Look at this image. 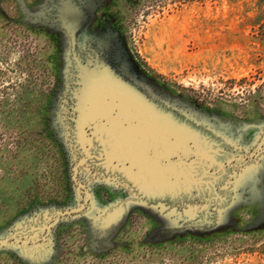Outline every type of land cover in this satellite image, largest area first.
Here are the masks:
<instances>
[{
    "label": "rangeland",
    "instance_id": "obj_1",
    "mask_svg": "<svg viewBox=\"0 0 264 264\" xmlns=\"http://www.w3.org/2000/svg\"><path fill=\"white\" fill-rule=\"evenodd\" d=\"M54 1L0 0V239L20 230L17 240L40 239L0 248V264H264V154L255 184L237 189L213 230L183 227L203 211L193 203L146 205L99 242L94 223L129 200V190L87 163L76 171L90 195L86 210L65 216L46 239L28 234L81 204L72 179L81 155L68 122L69 43L48 21ZM76 3L89 12L85 41L127 79L233 151L254 148L264 130V0Z\"/></svg>",
    "mask_w": 264,
    "mask_h": 264
},
{
    "label": "water",
    "instance_id": "obj_2",
    "mask_svg": "<svg viewBox=\"0 0 264 264\" xmlns=\"http://www.w3.org/2000/svg\"><path fill=\"white\" fill-rule=\"evenodd\" d=\"M86 11L76 0H58L54 20L69 43L68 122L71 141L84 156L75 165L72 179L81 204L56 212L53 219L40 226L30 225L28 234L41 233V240L46 239L61 219L86 208L90 195L78 184L76 171L87 159L96 162L93 165L102 176L115 177L129 190V200L116 204L94 223L92 230L99 242L123 224L128 212L146 205H157L164 211L165 202L184 208L185 203L198 205L203 211L183 227L213 230L217 224L214 215L233 205L237 189L257 181L253 168L264 154V130L252 150L233 151L216 132L200 127L198 120L127 79L112 59L85 41L83 35L78 39L88 20ZM247 175L253 176L250 183L246 182ZM130 203L137 205L129 209ZM25 234L20 230L9 239H0V248L37 245L40 241L16 239Z\"/></svg>",
    "mask_w": 264,
    "mask_h": 264
},
{
    "label": "flooded vegetation",
    "instance_id": "obj_3",
    "mask_svg": "<svg viewBox=\"0 0 264 264\" xmlns=\"http://www.w3.org/2000/svg\"><path fill=\"white\" fill-rule=\"evenodd\" d=\"M78 1V0H77ZM57 2H58V0H55L54 1V4H50L51 6V8H52V10H51V17L52 18H49L48 19V21H49V23H51V24H54L55 26H56V28H59V30H60V32H62L64 35H65V37H66V34L63 32V31H61V29H60V26H59V24H57V23H55L54 22V20L56 19V16H57ZM81 8H82V5H79ZM87 12V11H86ZM88 13V20H89V12H87ZM86 21L85 22V25L83 26V29L79 32V34L77 35V38L78 39H80V37L82 36V34L84 33V31H85V29H86V27H87V24H88V22L89 21ZM84 35V34H83ZM67 38V37H66ZM70 108V105L68 106V109ZM84 156L82 155V157H79V161L80 160H82V159H84L83 158ZM93 160H89V159H87L83 164H82V167H84L87 163H90V165L93 167V168H98L97 166H94L93 165ZM94 163H96V162H94ZM97 171H98V173L102 176V173H101V171H100V169L98 168L97 169ZM104 178H107L108 179V177H104ZM109 178H114V177H109Z\"/></svg>",
    "mask_w": 264,
    "mask_h": 264
},
{
    "label": "crops",
    "instance_id": "obj_4",
    "mask_svg": "<svg viewBox=\"0 0 264 264\" xmlns=\"http://www.w3.org/2000/svg\"><path fill=\"white\" fill-rule=\"evenodd\" d=\"M163 204H165V205H169V206H174V205L177 206L178 203H175V204H174V203H170V204H169L168 202H165V203H163Z\"/></svg>",
    "mask_w": 264,
    "mask_h": 264
}]
</instances>
